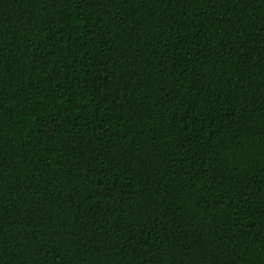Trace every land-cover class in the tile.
I'll return each mask as SVG.
<instances>
[{
    "label": "trees",
    "instance_id": "16d2710c",
    "mask_svg": "<svg viewBox=\"0 0 264 264\" xmlns=\"http://www.w3.org/2000/svg\"><path fill=\"white\" fill-rule=\"evenodd\" d=\"M0 264H264V0H0Z\"/></svg>",
    "mask_w": 264,
    "mask_h": 264
}]
</instances>
